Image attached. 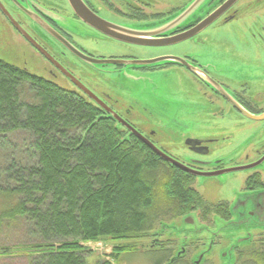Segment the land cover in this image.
Masks as SVG:
<instances>
[{"label":"flooded vegetation","instance_id":"1","mask_svg":"<svg viewBox=\"0 0 264 264\" xmlns=\"http://www.w3.org/2000/svg\"><path fill=\"white\" fill-rule=\"evenodd\" d=\"M82 1L98 18L119 25L142 26L173 18L198 0ZM228 28L230 36L224 34ZM159 39H164L159 43L168 44L141 46L114 40L84 22L68 0H0L1 54L16 53L21 45H27L41 58L51 77L73 86L71 91L99 108L100 116L117 123L113 114L119 116L190 170L173 166L190 187L200 188L214 180L224 188V196L211 203L195 189L209 207L196 208L190 214L213 222H199L200 226L215 232L218 222L235 221L255 203L258 210L254 216L249 215L252 219L247 228L225 236L219 234L203 264L210 262L216 248L218 264H223L222 250L240 239H245L246 244L234 250L235 264H264V203H258V198L264 197V145L253 148L255 142L250 140L264 135V118L256 120L264 117V0H204L180 25ZM100 42L134 49L141 56L97 57L92 50L100 48ZM91 68L103 73L104 80H85L80 72L93 73ZM67 72L96 94L112 114L85 95L66 76ZM121 74L128 77L120 80ZM177 74L185 78L182 97L171 84ZM129 77L136 82L166 77L169 83L147 93L146 89L127 86ZM174 124L192 127L181 133L183 138L169 142L184 144L182 158L158 142L162 129ZM159 162L172 168L162 159ZM170 232L159 235L176 240V244H161L160 238L154 237L145 248L160 253L158 260H152L156 264H194V258L206 250L211 239L205 232L203 237L190 240L181 254V239ZM194 244H200L197 253L191 252ZM244 253L247 255L242 260Z\"/></svg>","mask_w":264,"mask_h":264},{"label":"trees","instance_id":"2","mask_svg":"<svg viewBox=\"0 0 264 264\" xmlns=\"http://www.w3.org/2000/svg\"><path fill=\"white\" fill-rule=\"evenodd\" d=\"M100 115L80 94L0 58V191L15 200L0 218L26 221L36 237L28 264H88L87 243L136 239L176 204L181 214L209 207L119 123L95 124ZM133 249L116 245L99 264Z\"/></svg>","mask_w":264,"mask_h":264},{"label":"rangeland","instance_id":"3","mask_svg":"<svg viewBox=\"0 0 264 264\" xmlns=\"http://www.w3.org/2000/svg\"><path fill=\"white\" fill-rule=\"evenodd\" d=\"M224 34L226 36L232 35L231 29L230 28L226 29ZM20 45L21 43H18V47ZM249 46L251 48V45ZM99 47L100 48H96V50H92V53L97 57L110 58L116 56H141V53H138L134 49H122V47H118L117 45L110 46L100 42ZM2 52L3 54L0 53V58L6 61L7 63L17 66L19 68L28 69L30 72L38 76L52 80L55 83L57 82L59 83L58 85H60L61 87L67 90L71 91L75 89L73 86L65 82V80L54 79L53 77H51V75L48 73V70L45 68L44 63H42L41 58L37 54L36 56L35 53L27 45L26 46L21 45L16 53L13 52L5 53L4 51ZM92 70L94 71V69ZM80 73L81 76L88 81H101L104 80V76H105L103 73L96 71L92 73L86 70H81ZM124 77L126 79L128 76L127 75L122 76L121 74L119 79L123 80ZM184 80L185 78L183 75L177 74L175 75L174 81L171 83L174 86L173 90L179 95V97H182L184 94V91L182 89V83ZM127 81H129V83H127L128 84L127 86H132L138 89L139 88L146 89L147 93H152L151 91L154 90L153 87L160 88L162 87L160 85L169 83V81L166 82V77H158L156 79L154 78L150 80L146 78L145 80H139V82H136L134 77H129ZM167 126L169 128L162 129V135L159 137L158 142L160 146L167 149V151H169L170 153L174 154L177 157L182 158L183 151L185 150L184 144L175 145L169 142H175L177 138H183L181 133L192 130V127L181 124H174ZM250 140H252V142H255L253 144V148L260 149L264 145V135L260 136L256 140L254 137H251ZM177 142L179 143L180 140ZM159 165L166 167L160 162ZM213 181L214 180L205 182L200 186V188H198V186L195 187V189L198 190L200 194L210 203L216 202L218 199L224 196V192H223L224 188H221L216 183H213ZM219 188H221V192H217V189ZM228 200L230 199L228 198ZM14 201L15 200L12 197L7 196L5 193L0 191V217L3 212H5L7 209H9L12 206ZM181 208H182L181 205L176 204L173 211L170 210L166 213L161 214L159 217V221L154 225L153 230L151 232L139 236L136 239H127L117 242H114L111 239H104L100 242L87 243L86 246L90 250V255L87 258L88 264H99L101 260H110L111 258L108 256L112 254L114 246L116 245H129L134 247V249L131 252L120 253L117 259L112 260L113 264H156L152 260H158L160 257V253L154 251L149 252L148 250L145 249L148 247V245H150L153 242L154 237L160 238L158 239L160 240L159 243L162 242L166 244H176L175 242L176 240H170L166 235L160 237L159 233H161L162 223L168 224L170 226L176 225L177 227H180L183 224V219L185 216L193 215L195 216L198 225L199 222L200 223L205 222L207 225L213 224L212 220L209 219L198 220L197 216L194 213L190 214V212L192 211H190L189 209H187L184 213L181 214V212L179 211L181 210ZM27 226L28 225L26 221H23L21 219L14 221H10L9 219H6L1 221L0 218V252H3L0 254V264L29 263V258L32 255L31 246L33 243H36L35 242L36 237H34V235H30V233L26 230ZM155 234H157V236H155ZM223 234H225V232H222L220 236H225ZM224 245L225 244H223V246ZM225 247L228 248L230 246H225ZM199 248H200V244H194L191 252L197 253L198 251H200ZM227 248H224L222 251H224ZM4 249H6V251L10 250L8 254H4L5 252ZM217 250L218 248H216L214 255L216 254ZM214 255L211 257V260L208 264H218L219 256L217 254L215 256ZM246 255H247L246 253L241 254L240 258H242L243 260L245 259ZM244 263L245 262L243 261L240 262V264H244ZM179 264H187V263H179Z\"/></svg>","mask_w":264,"mask_h":264},{"label":"water","instance_id":"4","mask_svg":"<svg viewBox=\"0 0 264 264\" xmlns=\"http://www.w3.org/2000/svg\"><path fill=\"white\" fill-rule=\"evenodd\" d=\"M70 4L73 6L78 15L81 16L84 22L94 27L97 31L108 36L114 40L141 45V46H165L168 43H159L164 39H159L161 36L167 34L170 30H172L177 25H180L188 16V13L192 12L195 6L202 3L204 0H198L191 8H189L185 12H181L177 16L173 18H169L163 22L156 23L153 25H142V26H132V25H119L115 23H111L107 20H103L95 16L83 3L82 0H68ZM218 18V17H217ZM216 18L213 20L215 21ZM212 21V22H213ZM66 76L92 101H94L97 105H99L103 110H106L110 114L112 111L107 108L104 103L100 100L96 94H94L90 89H88L82 82H80L77 78H75L72 74L66 73ZM114 118L117 119L118 123L126 128L132 135H134L137 139H139L144 145H146L154 154H156L159 158L164 160L165 162L175 166L176 168L185 171L191 172L184 165L174 160L167 154H165L162 150L152 144L148 139H146L140 132H138L132 125L124 121L119 116L113 114ZM99 117L95 124L101 119ZM264 117L258 118L256 120H263ZM261 199V202L264 203V197L258 198ZM258 208L255 207V203L252 208H245L244 215H240L237 217L235 221L226 223L224 221L218 222L217 230L212 232L207 226H199L198 222L193 215H189L184 217L183 224L180 227L176 225H168L163 224L161 228V233H163L166 229L170 232V235H175L181 239V249L182 253H185V246L189 243L190 240H197L203 237L204 233L207 232L210 236V242L206 247V250L194 258V264H203L206 260V257L210 255L213 251L214 247V239L222 234L221 232H225L224 235H228L229 232L238 233L239 229H246L250 220L252 219L249 215L254 216L257 213ZM250 211L252 213H250ZM256 227V226H255ZM233 234V233H232ZM241 240V241H240ZM235 244L231 245L221 253V258L224 261V264H235V254L234 250L246 244L245 239H240ZM181 254L177 255V258Z\"/></svg>","mask_w":264,"mask_h":264}]
</instances>
